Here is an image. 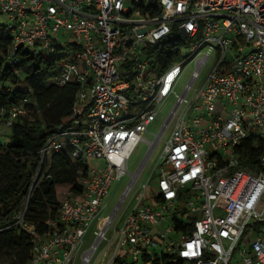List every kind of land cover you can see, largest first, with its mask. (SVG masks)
Returning <instances> with one entry per match:
<instances>
[{"label": "built area", "instance_id": "built-area-1", "mask_svg": "<svg viewBox=\"0 0 264 264\" xmlns=\"http://www.w3.org/2000/svg\"><path fill=\"white\" fill-rule=\"evenodd\" d=\"M0 14L12 54L60 51L61 33L72 36L56 77L79 87L71 125L49 138L41 167L67 145L76 158L104 160L89 166L84 191L63 200L47 233L25 222L27 208L18 214L35 234L28 264H92L105 240L109 253V229L131 208L145 161L172 125L162 172L122 217L108 264H264V0H0ZM164 46L177 55L168 65L159 56ZM206 47L215 55L198 56ZM171 97L176 102L146 158L90 234L104 198L130 173L133 150ZM26 112L24 103L3 107L0 119L10 113V127Z\"/></svg>", "mask_w": 264, "mask_h": 264}, {"label": "trees", "instance_id": "trees-1", "mask_svg": "<svg viewBox=\"0 0 264 264\" xmlns=\"http://www.w3.org/2000/svg\"><path fill=\"white\" fill-rule=\"evenodd\" d=\"M12 53V36L0 22V109L22 103L27 107L10 126L8 141H0V264H28L35 234L18 221V214L27 208L25 222L37 233H47L48 221L60 218L65 199L61 198V187L68 186L69 197L82 194L90 164L76 158L67 145L41 167V150L49 138L71 125L79 87L76 82L56 81L63 61L60 51L50 57L29 48ZM159 56L162 65L177 57L166 46ZM9 117L7 113L0 123L5 124ZM118 264L135 263L119 258ZM152 264H161V260Z\"/></svg>", "mask_w": 264, "mask_h": 264}, {"label": "rangeland", "instance_id": "rangeland-1", "mask_svg": "<svg viewBox=\"0 0 264 264\" xmlns=\"http://www.w3.org/2000/svg\"><path fill=\"white\" fill-rule=\"evenodd\" d=\"M6 16L3 14H0V22L4 23L6 21ZM61 40L66 45L65 48H62L60 50L61 53H68L70 48H71V40L72 36L71 35H65L64 33H61ZM183 54H189L191 52L190 47H186L185 44L181 45ZM205 52H210L211 54L215 55V51L211 49L210 47H206L202 49L199 53L198 56H202ZM46 56H54V53L47 50L45 51ZM197 56V57H198ZM68 55L63 56V60L66 59ZM182 60V58H181ZM195 61L196 59L192 60L187 67L185 68V71L183 72L178 86H177V91L181 93L183 89L185 88L186 84L191 78L194 66H195ZM207 73V70L203 73L202 76H205ZM54 82V79L50 80V83ZM176 102V97H171L169 98L166 102L161 107V110L159 112L158 119L154 121L150 126H149V131H147L144 134V139L140 140L138 144L136 145L135 149L133 150L131 157L128 162L129 166V171L130 173H127L125 176L122 177L121 180H116L110 190V193L104 198L103 204H104V209L101 211V213L98 215L94 226L91 229V233L93 232L94 229L100 227L102 220L109 216L111 212L113 211L114 207L116 206L117 202L119 201L120 197L122 196L124 190L126 189L127 185L129 184L132 175L131 173H135L141 164L143 163L144 159L146 158V155L151 147L150 141H154L156 138V135L160 131L163 122L167 119L170 111L172 110L174 104ZM139 107V106H138ZM174 125H172L171 129H169L163 139L160 141L156 149L153 151V153L147 158L145 161L144 167L138 177V180L135 184V187L131 194L128 197V203H131V208H129L126 212L125 209H122V211L118 214V216L115 219L114 224L110 227L109 229V237L112 238L113 243L112 247L109 248V253L106 254V248L108 246V243L106 240L101 243V248L98 251V257L97 259L92 263V264H108V262L111 259V256L113 255L114 252V243H116V232L117 230L120 229L122 226L123 220L122 217L127 214L141 199V195L139 194L140 191H142L143 184L146 182H151L154 184V181L157 180L158 175L162 172V164H161V159H162V154L164 152L166 142L170 139L171 134H172V128ZM11 133V128L8 127L6 124L0 123V141L1 142H6L8 141L9 137L8 135ZM88 163L91 166H104V160L100 158H90L88 160ZM68 186L61 187L60 189V194L61 198H67L69 197L68 193ZM156 192V189H155ZM188 192L186 189H183V198H182V208L186 207L187 199H188ZM108 205L106 206V204ZM148 203L155 205V201L149 200ZM106 206V207H105ZM124 213V214H123ZM91 237V235L89 236ZM77 264H83L81 262H77Z\"/></svg>", "mask_w": 264, "mask_h": 264}]
</instances>
